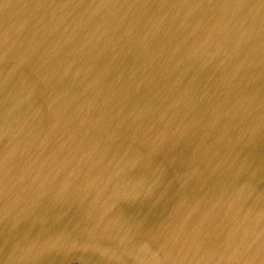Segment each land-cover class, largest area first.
<instances>
[{
  "label": "water",
  "instance_id": "1",
  "mask_svg": "<svg viewBox=\"0 0 264 264\" xmlns=\"http://www.w3.org/2000/svg\"><path fill=\"white\" fill-rule=\"evenodd\" d=\"M73 1L57 33L3 41L0 179L17 184L0 185V264H237L203 241L237 222L264 236V28L246 23L264 0L227 13L216 0ZM2 12L1 24L15 17ZM92 19L109 24L81 36ZM135 48L153 67L142 79L116 68ZM62 66H97L102 81L80 92L81 117L69 108L51 125L41 97ZM119 77L138 82L115 92Z\"/></svg>",
  "mask_w": 264,
  "mask_h": 264
},
{
  "label": "bare ground",
  "instance_id": "2",
  "mask_svg": "<svg viewBox=\"0 0 264 264\" xmlns=\"http://www.w3.org/2000/svg\"><path fill=\"white\" fill-rule=\"evenodd\" d=\"M136 1V0H135ZM168 2L171 6L173 5V0H165ZM240 2L238 7L241 9L243 6L251 5L255 1L254 0H237ZM75 2L73 0H0V19L2 18V9L11 10L13 14H15V17H12V20L7 24L5 21L0 22V53L2 52V49H6L3 45V41H5L8 38H11L10 41L16 40L17 38H23L24 35L18 36L17 33H23L27 36L29 35H36L38 37H43L46 35L45 31L49 28H52L50 30V34L57 33L56 29L62 25L63 22V12L69 8V4ZM231 0H216L213 4H211V8H214L213 10L221 11L224 10L226 13L227 11H231L237 2H234ZM233 3V5H232ZM83 4H86L84 2ZM227 4L232 5L230 7H227ZM85 8L86 5H83ZM264 6V4H263ZM261 5L260 7L253 8V11L248 12V16H253L252 21L253 23L248 19L246 23H248V28H255L257 25L259 28H264V7ZM212 9H210L211 12H213ZM222 12V13H225ZM204 15H208L207 13H204ZM53 16V17H52ZM148 11L136 13L135 17H133L134 23L142 27L141 25L144 24L148 19ZM52 17V18H51ZM110 15L104 18L109 19ZM229 17V16H228ZM259 17L260 19L257 20L256 18ZM42 18L43 20L39 23L35 22L36 19ZM231 17L227 18L225 17L224 20H229ZM93 20V19H92ZM92 29H84L80 28V35H86V34H94L100 32V30L105 26L108 25L109 22L107 20H102L98 23V25H95V20L92 21ZM89 21V20H88ZM87 23V22H84ZM146 24H151L147 22ZM145 25V24H144ZM132 24L124 25L122 29L119 31L122 33L123 29H126L128 27H131ZM8 28L12 29L14 32H11ZM259 30L260 29H255ZM14 34V35H12ZM126 35V34H125ZM37 37V38H38ZM37 38L35 42H38L39 46H45L43 49L48 48L47 51H49V46L43 41L42 39L38 40ZM42 46V47H43ZM14 46H10L9 48H14ZM139 49L135 48L133 49L134 56L130 57L128 54L121 52L119 55V60L122 62L124 60V63L121 64V66H116V68L121 72L128 75L127 77L138 75L141 77V79L144 77V72L146 69L148 71H151L150 68H153L152 66H144L141 63H139V59L142 60V56H145L144 51H140V55H137V52ZM93 59H95V55L92 56ZM40 59V58H39ZM41 65L44 66V62H41ZM97 66H62V71H64V74H61L59 76V79L56 81H53L52 84H49L51 86L52 96L48 97L46 95L45 99L41 97L42 101L44 102V107L46 111V118L51 120V125L60 123L61 125H66L67 120L64 117L58 116L63 113H67L68 109L71 108L72 112L75 113L74 118L81 117L82 110L80 108L75 109L74 106H78L80 104V101L82 100V96L80 95V92L87 87L90 86L95 87L97 85L101 84L102 78L101 77H94V72ZM148 67V68H147ZM86 72H91L92 75L85 76ZM120 78V77H119ZM123 81H120V84L118 86L113 83V81L107 80V86L110 88H115L117 91H123L125 89L131 88L132 83L138 82L137 80H126L123 77H121ZM87 97V96H86ZM50 110H53L52 114L50 115ZM50 117V118H49ZM73 124H76V122L73 120ZM77 125V124H76ZM240 131V128H239ZM241 134V132H240ZM249 148L247 147L246 150ZM1 160V158H0ZM19 160L15 158H8L7 164L11 165L13 167H16L19 165ZM5 162H3V165ZM6 165V164H5ZM7 181H4L0 179V185L3 186H9L12 187L11 184H17L16 179L17 176L15 174H3ZM205 177V176H204ZM32 176L27 175L25 177H22L21 179V186L20 190L22 192H28L29 186L31 184ZM206 179L210 180H218L217 177H213L212 175L205 177ZM58 180V179H57ZM25 189V190H24ZM14 190V189H13ZM0 224H2L0 222ZM1 227V226H0ZM7 224L3 223L2 227L0 228V234L2 233V230L4 231L7 228ZM227 229L232 230L235 232V235L232 237H226L225 239H220L218 237V240H204L203 242L206 243L208 248V251L210 254H212V258L217 259L216 261H221L223 259H231L233 263L237 264H248L251 262H256L257 264H264V236H261L259 233V229L254 225V223H239L227 227ZM17 233V231L10 230L9 233ZM198 232V229L193 232V234H196ZM236 232H239L237 235ZM194 239L200 241V236H192ZM224 240V241H223ZM218 241V242H217ZM217 242V243H216ZM212 245V246H210ZM214 247L216 250L219 248L220 252H217L216 250L212 248ZM214 253V254H213ZM257 257V258H256ZM201 260H199L197 263L199 264ZM229 264H232L229 262Z\"/></svg>",
  "mask_w": 264,
  "mask_h": 264
}]
</instances>
